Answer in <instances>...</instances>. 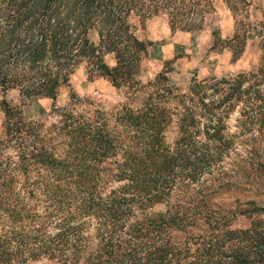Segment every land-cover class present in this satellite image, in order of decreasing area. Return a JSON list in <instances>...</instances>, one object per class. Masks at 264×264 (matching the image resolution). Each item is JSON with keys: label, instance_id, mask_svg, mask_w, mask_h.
Wrapping results in <instances>:
<instances>
[{"label": "trees", "instance_id": "16d2710c", "mask_svg": "<svg viewBox=\"0 0 264 264\" xmlns=\"http://www.w3.org/2000/svg\"><path fill=\"white\" fill-rule=\"evenodd\" d=\"M224 1L239 59L264 8L253 22L251 0ZM213 10L210 0H0L4 93L56 102L85 67L120 96L106 112L74 92L43 122L2 102L0 264H264V207L222 203L264 184V55L254 72L185 90L169 62L141 80L151 44L139 25L198 32Z\"/></svg>", "mask_w": 264, "mask_h": 264}, {"label": "rangeland", "instance_id": "374dc122", "mask_svg": "<svg viewBox=\"0 0 264 264\" xmlns=\"http://www.w3.org/2000/svg\"><path fill=\"white\" fill-rule=\"evenodd\" d=\"M214 10L207 16L204 28L198 32L172 31L163 18L147 20L142 27L139 25L138 36L151 44L150 56L143 64L142 82L158 76L171 63L169 73L171 82L185 90L194 78L204 80L209 77H235L257 70L264 55V30L252 29L248 35L245 52L239 59H234L233 52L226 43L235 33V20L224 0H210ZM249 13L252 21L262 18L261 9L264 0H251ZM221 38L220 46L215 49L216 38ZM108 64L115 65L113 56L108 57ZM76 93L82 98L95 102L102 111H110L120 101V96L112 84L104 79L91 80L85 67L78 68L71 78L70 87L61 90L56 102L49 99L24 100L17 90L3 92L0 89V130L4 121L2 102L6 100L14 107H21L29 121H54V106L66 107L70 97ZM234 120L231 122L234 131ZM249 192H234L223 196L222 203L235 205L237 200L256 202L264 207V184L247 187ZM249 221L240 218L237 228L249 227Z\"/></svg>", "mask_w": 264, "mask_h": 264}]
</instances>
